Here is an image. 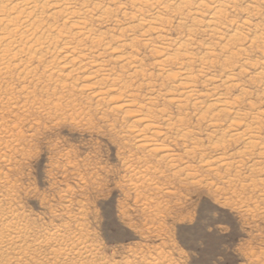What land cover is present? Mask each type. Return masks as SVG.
Here are the masks:
<instances>
[{
    "label": "bare ground",
    "instance_id": "bare-ground-1",
    "mask_svg": "<svg viewBox=\"0 0 264 264\" xmlns=\"http://www.w3.org/2000/svg\"><path fill=\"white\" fill-rule=\"evenodd\" d=\"M243 1H248L241 10L245 17L238 21ZM166 15L177 20L174 37ZM141 50L149 54L150 64ZM255 52L260 57L251 59ZM248 70L256 71L253 77ZM90 111L106 122L120 118L135 149L146 156L137 163L150 167L151 159L176 177L198 159L207 177L220 179L223 172L233 183L249 163L248 176H263L256 179L264 187V0H0L1 125L9 123L4 117L9 115L14 121L30 116L74 121L91 116ZM199 131H206V144L197 138ZM168 146H180L184 155L177 150L176 156ZM193 175L186 172L184 180ZM12 199L0 203V264H97L99 248L83 220L75 221L70 237L65 226L37 236Z\"/></svg>",
    "mask_w": 264,
    "mask_h": 264
},
{
    "label": "rangeland",
    "instance_id": "rangeland-1",
    "mask_svg": "<svg viewBox=\"0 0 264 264\" xmlns=\"http://www.w3.org/2000/svg\"><path fill=\"white\" fill-rule=\"evenodd\" d=\"M243 2H239V11L236 12L238 21H242L245 17L241 10L248 1ZM166 16H170L168 18L171 24H169L168 33L174 37L176 29L173 28L177 20L171 15ZM260 20L257 19L256 22ZM200 39L204 40L202 36ZM256 52V55L250 54L251 59L260 57ZM140 53L142 57H146L144 63L150 64L149 54L144 51ZM255 72L248 70L249 77H253ZM245 78L247 79L248 76ZM250 89L249 92L256 90V88ZM89 115L92 117L91 120L86 116L83 117L84 119L75 118L74 121L69 117L64 118L66 121L64 119L45 120V118L37 121L36 116L14 121L12 115H3L5 123L9 122L7 123L9 125H2L8 126L10 130L7 129V132L0 127L6 138L0 135V152L2 153L0 156H10L7 161L0 159V183L5 176L7 180H5L6 183L0 184V203L4 205L5 198L7 200L13 198V208L20 209L17 212H21L20 214L24 217L27 216L23 217L24 221L26 220L25 223L35 227L30 225L31 229L28 225L32 233L36 232L37 236L48 234V232L52 234L56 228L58 230L60 227L62 230V226H65V228L68 227L65 231L70 237L76 227L75 221L83 220V225L87 226L85 232L90 233L88 234L91 243L94 247L98 245L99 248L96 250L98 248L95 247L94 260L97 264H106V262L107 264H123L122 262L126 264V261L133 264L138 262L146 264L147 261H153V264H264V187L257 182L263 176H248L246 169L250 166L249 163L243 169L246 176L242 173L243 177L239 178L238 183L232 181L231 183L227 179H233V177L225 176L224 178L223 172L220 179L207 177L208 175L199 168L198 159H195L189 163L192 165H188L190 169L186 168L188 174H194L192 179H186L187 183L184 180L185 169L180 171L181 175L175 177L164 164L158 166L151 159L149 163L152 168L147 167L144 162L137 163V159L145 155L135 149V140L129 134H125V125L119 117L106 118L107 122L112 124L110 128L104 118L103 121L99 120V116L97 119V114L91 111ZM3 122L0 121V126ZM13 125L16 128L11 129ZM205 132L199 131L200 135L197 134L198 139L205 141L203 144L207 142ZM13 135L14 138L10 137ZM9 140L16 145L13 143L11 145ZM3 141L10 144L8 149L4 148ZM174 148L170 147L173 154L176 156L181 154V157L184 155V150L180 146ZM11 149L12 151H9ZM151 163H155L158 167ZM162 165L166 168L161 167ZM143 167L144 170L146 168V172ZM194 168L198 170L194 171ZM197 174L199 178H196ZM148 177L152 182L145 184L144 180H149ZM135 178L136 181H134ZM222 178L225 182L221 180ZM168 179L170 181L167 184L165 180ZM153 181L154 185L150 184ZM253 184L256 186L254 187ZM133 186H138L139 189L135 188L134 191ZM153 186L155 188L160 186V189H154ZM173 186L174 190H172ZM9 188L13 192H8ZM167 189L169 193L165 192ZM159 191L160 195H158ZM156 208L159 213L155 210ZM81 214L84 218L80 217ZM154 214L157 215L154 216ZM145 217L152 219L145 220ZM72 222H74V228ZM36 229L39 233L34 231ZM134 254L135 258H132ZM170 256L172 262H170ZM96 257L101 261L99 262ZM139 257L140 259H137ZM156 259H159V263L155 262Z\"/></svg>",
    "mask_w": 264,
    "mask_h": 264
}]
</instances>
